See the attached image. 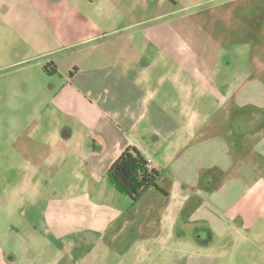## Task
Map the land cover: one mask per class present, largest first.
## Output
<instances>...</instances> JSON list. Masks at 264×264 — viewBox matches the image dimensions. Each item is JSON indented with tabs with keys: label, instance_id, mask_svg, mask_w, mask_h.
<instances>
[{
	"label": "crops",
	"instance_id": "obj_1",
	"mask_svg": "<svg viewBox=\"0 0 264 264\" xmlns=\"http://www.w3.org/2000/svg\"><path fill=\"white\" fill-rule=\"evenodd\" d=\"M33 1L0 0V13L18 24L30 49L29 56L16 63L56 66L54 74L44 70L52 129L44 142L49 154L36 167L64 168L75 160L82 169L77 180L83 183L69 186L62 198L57 192L44 201L38 220L33 211H23L29 230L39 232L44 241L34 235L27 241V254L11 252L18 263L114 264L110 254L127 256L138 240L143 250L129 257L132 264H223L224 259L231 264V255L255 257V252L264 258V116L248 130L250 122L241 127L244 117L223 113L224 106L207 114L200 127L186 114L168 113L158 99L165 79L154 78L159 63L141 52L134 62L112 56L115 36L126 38V28L74 35L79 41L63 44ZM91 44L96 51H83L73 75L63 70L59 60L73 54L72 47ZM100 45L109 49L101 53ZM101 54L108 58L100 59ZM230 95L233 91L227 90V102L233 99ZM199 134H205L204 141H198ZM164 138L171 140L163 149L168 162L154 164L151 151H162ZM175 149L171 157L168 152ZM127 150L138 151L160 173L162 190L150 189L136 203L127 197L133 207L123 210L101 203L98 180ZM12 195L17 196L14 190ZM39 244L45 254L55 247L57 256L42 262ZM247 245L254 246V252H246ZM7 256L0 246V264Z\"/></svg>",
	"mask_w": 264,
	"mask_h": 264
},
{
	"label": "rangeland",
	"instance_id": "obj_2",
	"mask_svg": "<svg viewBox=\"0 0 264 264\" xmlns=\"http://www.w3.org/2000/svg\"><path fill=\"white\" fill-rule=\"evenodd\" d=\"M32 3L36 11L48 18L52 24L49 27L61 36L59 41L63 44L79 41L74 35L114 33L126 28V38L115 36L116 50L112 56L117 60L131 58L134 62L141 52L148 54L150 61L159 63L154 78L163 75L165 79L158 99L168 113L186 114L195 118L200 127L207 114L224 106L223 113L244 117L245 125L240 124L241 127L250 122L248 130L255 128L254 120L264 116V0H34ZM24 41L18 24L0 13V246L10 256L4 264H19L11 252L27 254L31 236L37 235V241H44L39 232L29 230L23 211H33L38 220L44 201L57 192V198H62L69 186L83 183L77 180L82 169H78L75 160L64 168L36 167L49 154V146L44 142L50 139L49 115L53 112L45 102L48 88L44 68L38 62L16 63L29 56L30 49ZM76 46L70 50L73 54L59 60L68 74L79 65L83 51L97 49L95 44ZM103 49L109 48L98 47L101 53ZM79 51L82 53L75 54ZM106 58L101 54L100 59ZM227 90L233 91L230 95L233 99L228 102ZM224 97L226 102L222 101ZM204 139L205 134L198 135V141ZM77 141V137L72 139L73 144ZM169 143L171 140L164 138L159 147L162 151H151L154 164H167L163 149ZM178 150L168 154L174 157V151ZM108 173L98 180L103 188L101 203L123 210L133 207L131 200L113 185ZM29 204L32 208L28 209ZM141 246L142 241H134L127 256L110 254L108 260L132 264L129 257L140 255ZM245 247L246 252H254V246ZM38 248H42V252L37 251L42 262L57 256L55 247L46 254L44 246L39 244ZM261 255L255 252V257L244 258L245 255L233 254L231 264H257L256 260L264 264ZM223 262L226 264L227 260Z\"/></svg>",
	"mask_w": 264,
	"mask_h": 264
},
{
	"label": "trees",
	"instance_id": "obj_3",
	"mask_svg": "<svg viewBox=\"0 0 264 264\" xmlns=\"http://www.w3.org/2000/svg\"><path fill=\"white\" fill-rule=\"evenodd\" d=\"M47 74L56 73V66L48 63ZM73 75V72L70 73ZM109 178L119 192L138 202L150 189L162 190L158 185L160 173L149 167V163L136 150L125 151L109 171Z\"/></svg>",
	"mask_w": 264,
	"mask_h": 264
}]
</instances>
